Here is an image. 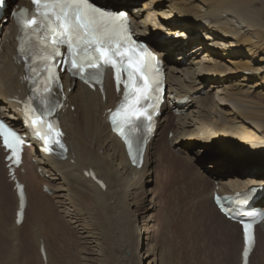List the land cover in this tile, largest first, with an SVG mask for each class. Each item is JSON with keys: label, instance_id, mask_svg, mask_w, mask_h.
I'll return each instance as SVG.
<instances>
[{"label": "bare ground", "instance_id": "bare-ground-1", "mask_svg": "<svg viewBox=\"0 0 264 264\" xmlns=\"http://www.w3.org/2000/svg\"><path fill=\"white\" fill-rule=\"evenodd\" d=\"M111 1L131 7L134 34L163 60L167 95L190 103L163 104L142 166L134 168L106 123V110L119 100L109 76L102 97L63 75L68 108L58 114V121L68 148L66 159L38 154L36 146L25 151V173L17 171L26 194L19 227L14 225L17 198L0 149V250L7 232L9 246L13 244L8 228L20 237L26 226L37 232L41 264H54L43 233H62V221L87 251L82 264H123L126 257L134 264H166L162 253L171 231L165 208L175 209L181 202L186 214L177 218L178 239L183 229L189 234L204 221L227 249L231 242L235 245V252L225 249L224 257L232 258L233 253L234 264H240L241 230L218 213L212 197L215 191L225 194L264 186V0ZM14 35L8 18L0 27V117L21 131L15 101L24 99L26 89L20 84L22 70L11 58ZM194 180V196L189 197L185 186ZM167 202L175 206L168 207ZM257 207L264 209V198ZM10 208L12 221L7 222L4 210ZM255 235L248 264L264 255V223L256 227ZM58 257L56 264H63Z\"/></svg>", "mask_w": 264, "mask_h": 264}, {"label": "snow or ice", "instance_id": "snow-or-ice-1", "mask_svg": "<svg viewBox=\"0 0 264 264\" xmlns=\"http://www.w3.org/2000/svg\"><path fill=\"white\" fill-rule=\"evenodd\" d=\"M31 3L34 6L31 12L21 10L13 12L12 16L22 33L18 48L25 56L26 75L22 80L29 82V92L33 94L23 106L25 123L33 137L43 141L45 151L52 150L53 136L55 143L64 148L59 139L62 133L50 119L58 107L53 95L59 81L56 69L60 65H63L62 70L79 75L85 82L98 78L103 68L111 67L118 86L122 74L127 77L125 102L119 105L111 119L114 130L128 146L133 164H137L140 153L133 155L131 134L139 129L140 122L152 120L153 113L148 112L142 102L160 90L155 57L144 48H138L132 40L124 12L102 9L92 0H31ZM62 46L66 47V52H61ZM37 101L39 106H36ZM148 130H151L150 124ZM0 138L4 147L11 151L9 159L18 158L23 140L3 121H0ZM250 228V224L244 225L245 264L251 245Z\"/></svg>", "mask_w": 264, "mask_h": 264}, {"label": "rangeland", "instance_id": "rangeland-1", "mask_svg": "<svg viewBox=\"0 0 264 264\" xmlns=\"http://www.w3.org/2000/svg\"><path fill=\"white\" fill-rule=\"evenodd\" d=\"M164 137H165V132H164V135L162 138L164 139ZM172 156H173V154H172ZM226 159L229 161H232L231 158L227 157ZM248 168L250 170L251 167H248ZM188 170L191 172V169H188ZM181 181H182V179H181ZM195 183H196V181L194 180V182L192 184L191 183L188 184L189 187H188V185L185 186L186 194L189 197L194 196V193H193L194 190L192 189V187H193V185H195ZM187 188H190V189H187ZM1 193L2 192L0 190V194ZM180 203L181 202H178L176 204L175 209L174 208L168 209L167 206L165 208L166 209L165 215L169 219V222H170L169 228H170L171 232H170V235L168 237H166L165 248H164L165 255H163V253H162L163 251L160 252V253H162L163 261L166 259V264H221V263L224 264L223 261H225V264H227V263L234 264L235 262L233 260H236V259H234V258H236V255H233V253H232V255H231V256H233L232 258L229 257L227 259L226 257H224L225 251H226L225 249H227V247H225V241L221 240L219 238V236L216 235L217 233L215 230H212V229L210 230L204 221L202 223L198 222L195 225L196 227L195 226H194L195 228L193 227L194 230L190 231L189 234H186L184 229H183L181 231L180 239H178V236L175 235V230H176L175 226H176V222L178 220L177 218H179V216L182 215V213L186 214V212H185L186 207L181 205ZM167 204H169L168 207L175 206L174 204H170L168 202H167ZM53 210H54V213H57V210L55 208H53ZM10 211H11V208L4 210V219H5V221L7 220V222L10 220L12 221V219H11L12 217H10L11 215H9ZM166 211H168V214ZM7 213H8V215H7ZM172 220H173V222H171ZM11 225H12V223H11ZM59 225L63 229L62 233L58 234V233H55V232L50 231V230L49 231L46 230L43 233L44 234L43 237H44V240L46 241V243L48 245L47 248L49 247L48 249H49V252L51 255V259L53 260V263L56 264V261H57L56 258L58 255L60 258L63 259V261H64L63 264H69V263L72 264L73 262H75V264H82V262H83L82 260L85 257V254L87 253V251H86L84 245L82 244L81 239L78 237V235L76 234L75 231L69 229V227L66 226L62 221L59 222ZM8 229L10 231L9 236L11 235V237L14 239L13 243L18 242V245L12 244L11 246H9L10 240H9V238H7L8 232H7L6 236H5V234L3 235L4 237L2 236V238H1L2 246L1 247H3V249H2L3 252L0 250L1 251L0 252V254H1L0 255V264H41V262L39 260V255H38V246H37L38 244L36 242L37 238L34 236V235L37 236V232L35 231V229L32 230L31 232H29V229L26 228V226H25L22 229L20 237H18V232H16L15 229L14 230H11L10 228H8ZM66 231L69 233H67ZM31 233H32L33 237H31ZM49 235H51V236H49ZM56 236H59V237L55 238ZM189 236H190V238H189ZM121 242L123 243L122 240H121ZM19 243H20L19 249H21V250L17 251V249H14V248H17L19 246ZM75 243H77V244H75ZM3 244H4V246H3ZM6 244H8V245H6ZM56 247H58V249ZM120 247H124V246H120ZM61 248H63V250H61ZM79 248H80V250H79ZM9 249H10V252H9ZM59 249L61 251H59ZM75 249H77V251H75ZM228 249H230V250L232 249V251L235 252V245H233V243L231 242L230 247ZM20 251H21V253H20ZM34 251H35V253H34ZM142 252H143V250H142ZM67 253H69V254L67 255ZM122 254H123V252H122ZM144 254H145V246H144ZM64 258H65V260H64ZM126 258L127 259L123 260V262H122L123 264H132V263L134 264V262H132V259H130L129 257H126ZM229 260L231 262H229ZM76 261H77V263H76ZM164 264H165V261H164ZM253 264H264V255L261 254L258 257V259H255Z\"/></svg>", "mask_w": 264, "mask_h": 264}]
</instances>
